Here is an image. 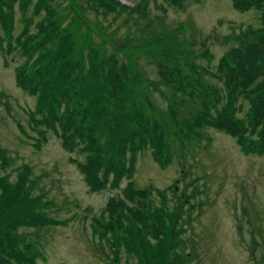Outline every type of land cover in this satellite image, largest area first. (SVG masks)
<instances>
[{"label":"rangeland","instance_id":"374dc122","mask_svg":"<svg viewBox=\"0 0 264 264\" xmlns=\"http://www.w3.org/2000/svg\"><path fill=\"white\" fill-rule=\"evenodd\" d=\"M119 1L128 7L99 0H0V179L15 187L25 173V215L42 220L0 224V246L29 259L11 264H143L134 228H107V201L130 182L149 191L147 210L164 221L156 222L167 251L160 263L264 264V153L242 149L209 125L188 129L202 110V96L215 100L218 94L216 105L226 104L217 64L239 46L247 27L259 26L257 12L239 11L232 0ZM64 35L74 44L72 61L80 62L91 84L95 71L88 62L97 55L130 67L125 103H109V118L97 133L104 156L131 171L118 187L92 191L72 161L78 155L36 122L38 99L57 71L49 61ZM158 61L171 69L175 85L164 83ZM20 72L39 82L35 94L18 85ZM239 103L237 116L245 118L248 104ZM139 118L159 125L167 147L163 163L149 145L128 137L115 142L108 134L118 125L137 129Z\"/></svg>","mask_w":264,"mask_h":264},{"label":"trees","instance_id":"16d2710c","mask_svg":"<svg viewBox=\"0 0 264 264\" xmlns=\"http://www.w3.org/2000/svg\"><path fill=\"white\" fill-rule=\"evenodd\" d=\"M99 1L128 7L119 0ZM232 5L239 11H256L259 26L247 27L245 33L241 34L239 46L231 48L217 64L215 76L226 90V104L221 108L216 105L218 94L213 93L215 100L202 96L200 98L202 110L192 118L188 129L189 132H196L203 125H209L234 137L242 149L255 150L263 154L264 0H232ZM52 26L50 40L55 43V25ZM57 47L49 61L51 69L55 66L54 69L57 71L51 74L46 94L38 99L37 110L41 118L36 122L38 125L46 126L43 130H52L66 150L78 155L72 161L83 173L92 191L102 190L108 185L118 187L122 177L130 176L131 171L121 162L104 156L97 133L101 132L104 119L109 118L107 113L109 103L124 105L128 95L130 67L120 63L115 56L98 59L97 55L88 62L95 71L96 83L92 81L91 84L89 78L82 74V70L79 71L80 62L72 61L74 44L70 38L67 35L62 36ZM158 67L164 83L175 85L168 65L164 61H158ZM73 73L76 74L75 77ZM17 83L35 94L39 82L20 72ZM95 84L100 87H96ZM84 88L87 89L85 96L81 93ZM75 93L76 100L73 99ZM240 100L248 104L245 118L237 116L241 109ZM138 125L135 130L122 125L107 130L113 141H124L128 137L130 142H135L137 146L149 145L154 159L158 162L166 161L167 147L159 125L141 118L138 119ZM25 182V173L15 187L7 185L0 179V224L8 222L11 227L18 224L34 225L27 222V218L37 223L42 222L38 214H34V217L25 215L24 207L27 204ZM146 199L151 202L149 191L134 189L129 182L121 193L112 195L107 201L106 210L110 220L107 228L122 230L126 224L134 228L131 232L135 233L139 241L143 264H162L160 262L166 257L167 251L158 240L161 229L160 226H156V222L163 225L164 221L159 212L153 210L148 212ZM125 231L130 232L128 229ZM148 236H153L157 242L151 244ZM0 249L5 256L0 254V264H11L12 259L27 263L29 261L22 251L12 246H0ZM187 264H191L188 259Z\"/></svg>","mask_w":264,"mask_h":264}]
</instances>
